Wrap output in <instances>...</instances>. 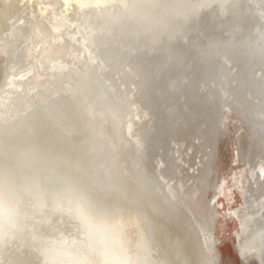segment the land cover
<instances>
[{"label":"rangeland","instance_id":"rangeland-1","mask_svg":"<svg viewBox=\"0 0 264 264\" xmlns=\"http://www.w3.org/2000/svg\"><path fill=\"white\" fill-rule=\"evenodd\" d=\"M94 1L0 0V98L3 96V101H8L7 106L21 109L27 107L21 103L23 100L33 101L30 106L34 108L25 109L30 110L29 116L20 115L18 120L11 117L12 122L1 123L4 128L0 130V191L15 194L19 206L38 207L45 202L48 206L43 209L45 213H67L69 206L74 207V199L84 197L110 219L125 222L136 215L155 246L156 256L166 260V264H239L231 234L237 229V222L231 220L228 228H224L226 231L217 227L222 221L218 217L222 210L214 199L219 197V204H227L219 191L221 180L245 168L241 151L251 152L252 160L264 157V129L245 124L250 115L248 109L264 121V91L260 89L256 93L246 82L242 86L239 79H244L245 74L237 69L230 78L234 89L219 85L214 88L215 79L219 80L218 76L214 77L215 71L222 64L215 62L214 56L219 51L214 44H229L223 35L227 30L237 33L245 25L242 30L247 31L255 20L253 12L245 8L241 12L244 21L234 18L222 28L216 27L219 22L216 16L215 24H211L203 15L200 22L193 24L197 26L195 32L178 36L173 43L146 40L128 45L132 49L126 54L130 66L116 69L120 59H113L117 56L115 51L112 58L98 52L90 42H83L86 36L96 38L97 34L88 31L87 35L82 34V25L88 30L89 25L105 27L107 22L121 30L120 25L101 20ZM121 9L123 16L128 9L123 6ZM133 27V23H128L122 29ZM97 37L96 41L110 43L103 34ZM244 37L241 33L237 35L238 39ZM114 40L115 48L117 44H127L118 37ZM167 44H172L167 50L172 54V62L163 69ZM20 49L26 51V65L38 68L25 79L18 77L19 67L10 71L3 60L6 53ZM230 52L226 50V54ZM237 61L230 55L228 64L234 66ZM59 64L74 68L78 74L98 73L96 76L102 80L91 85L96 88L97 98L92 97L86 105L90 93L75 100L71 94L44 92V87L52 86L58 77H61L59 86L66 83L76 88L79 84L76 74L54 71L53 66ZM256 67L261 70L257 76L264 78L262 69ZM118 74L120 86L114 83L119 81ZM61 75L65 78L63 82ZM8 77L15 83L4 88L3 82ZM164 82L168 84L165 86ZM15 85L34 91L28 96L15 90ZM69 99L71 105L64 104L63 100ZM43 104H47L45 109L41 108ZM48 105L59 108L52 115L54 111ZM18 152L32 155V164L23 167L22 161L12 157ZM19 182H24V188ZM29 184L35 186L33 192L31 187L27 190ZM69 188L73 190V198L63 194ZM239 200L237 194L234 207L240 205ZM205 225L212 234L220 232V238L226 237L218 246L214 261L202 231ZM58 230L56 237L55 232L47 229L45 239L53 244L60 242L61 248L76 244L86 258L83 232L78 227L66 226L65 220ZM24 238V235H18L15 240L5 238L19 243L6 247L4 264H33L25 250L23 253L18 250ZM152 261L159 264L156 257Z\"/></svg>","mask_w":264,"mask_h":264},{"label":"bare ground","instance_id":"bare-ground-1","mask_svg":"<svg viewBox=\"0 0 264 264\" xmlns=\"http://www.w3.org/2000/svg\"><path fill=\"white\" fill-rule=\"evenodd\" d=\"M94 4L97 5L96 8L98 9V15L101 18V20L109 21L113 26L120 25L121 30H116L115 28H112L111 26L108 25L107 22L104 24L106 28L103 27L102 24H98L99 26L89 25L90 27L87 30L85 28L86 26L82 25L80 28V30L82 31V34L84 33L85 35H87V31H88V32H91L92 34H95V35L97 34L96 38H98L97 36L99 34L101 35L103 34L104 38L106 37L110 39L109 40L110 43L107 44L104 41L102 42L96 41V38L93 36L91 37L86 36L83 42L85 41L90 42L92 47L97 49L98 52H101L105 56L109 55L112 58L114 54V53L112 54V52L115 51L117 53V56L116 58H113V59L116 61H117V57H119L120 59V63L119 64L116 63L115 65L116 69L122 66L123 68L125 67L128 68L130 66L127 64V61L129 59H127L126 54L128 53L129 49L130 51L132 49L127 47L128 45L135 46L137 42H141V41L144 42L146 40H149L151 43H157V44L165 42V40H169V41L171 40V42L173 43V40L175 41L178 36L186 37L192 34L193 32H195L196 30L195 28L197 26H194L193 24L200 22L199 19L203 17V15L208 17V20L211 22V24L212 23L215 24V16H216L219 21V22H216L217 28L219 27L222 28L224 25H227V23L229 21H232L234 18L235 20L240 19V22H242L244 20H242L243 16L241 12H243V10L247 8L248 12H253V16L255 18V20H253L254 23L252 24V26L245 32L242 30L245 27V25L244 27L240 26L239 28L240 31H238L239 33L238 32L236 33L235 31L231 32L227 30V32L224 33L223 35L227 36L226 39H229V44L228 43L222 44L218 42L214 44V47L219 51V53L216 56H214L215 62L217 61L218 64L219 63H222V64H220L218 69L215 71L217 73L214 76V77L218 76L219 80L217 81L215 79L214 83L216 84L212 86H214L215 88L217 85H219L226 89H228L229 87H232L234 89L233 87L234 85L232 82L233 80L230 78H233L234 71L237 69L239 73L241 72L245 74L244 79L241 77L243 80L241 78L239 79V81H241L239 83H241L242 86H244V82H246L247 87L250 85L251 87H253L256 93L259 92L260 89L264 91V78L261 79L258 77L259 73H261V70H258L256 67V66H259L262 69V72L264 73V0H95ZM117 6L119 7V11L117 10ZM122 6L128 9L127 13L124 14L123 16L121 13ZM212 6H215V9L211 10ZM109 16L111 17V19L108 18ZM209 16H212V18L209 19ZM87 20L89 22L90 18H88ZM88 22H86L85 24H89ZM128 23H133L134 29L130 30L129 28L127 29V31L126 29L123 30L122 27L125 28V26ZM230 26L233 27L231 30L235 29L234 28L235 26H232L231 23H230ZM240 33L242 35H245V37L238 39L237 35ZM115 37H118L124 40V42L127 44L126 45L117 44L115 48L114 46H112V43H113L112 40H114ZM169 45L172 46V44L165 45L164 52L166 51L167 56L162 65L163 69L169 68V65L172 62V57H170L172 54L171 53L169 54L167 52V50H169L170 48ZM227 49L228 50L230 49L231 51L230 52L231 54L229 53L230 55H234V58H236V60L238 59L237 65L231 66L230 63L228 64V59L230 58V55L226 54ZM223 51L225 52V54L222 55L221 53ZM25 53L26 51L24 52L21 49L16 51L15 53L10 51L6 53L5 57L3 58V60L5 59L4 63L8 64L6 65V67H8L9 70L10 69L14 70V68L19 67L20 72H18L19 73L18 77L20 79H25L26 77H29L31 73H33L35 70L38 69L33 65L32 66L26 65V62L24 61ZM123 57H125V60L122 59ZM8 58L10 60H8ZM93 58L95 59V57ZM233 67H235V69ZM53 68H55L54 71L55 70L58 72L61 71L60 73L66 72L71 75L76 74L79 84H77L76 88L70 85H67L66 83L61 84V86H59L58 84H59V80L61 77L60 78L58 77V80H55L52 86L44 87V92L47 93V92L54 90L56 95L59 92L63 93L64 95L71 94V96L75 100L81 99L80 95H86V93H90L88 94L89 101L86 102V105L87 103L90 104V99L92 97L97 98L98 93L95 92L96 88L91 87V85L95 84L96 81L100 82L98 81L101 79L100 76H96L98 73H95L94 75L90 74L89 72L86 74H78L74 72V68L68 67V65L61 66V64L55 65L53 66ZM174 68H175V65H174ZM15 73L18 74L17 72ZM159 73H160V70L157 69V75H159ZM61 76L63 77V79H61V81L63 82L65 78L63 75ZM117 79H119V81H116L114 83L120 86L121 85L120 74H118ZM13 83L15 82L13 80H10L8 77L3 82L2 86H4L5 88L8 86H12ZM0 84L2 83L0 82ZM166 84L168 83H165V86ZM14 87H15L14 88L15 90H20L22 93H27L28 96L31 95L34 91V89L27 90L26 88H23V87L21 88L20 85H15ZM144 89H145V86H144ZM192 91L194 90L191 89L190 92L192 93ZM182 93L184 92L182 91ZM102 99L99 98L98 101H102ZM3 100L4 99L2 96V98H0V130H3L4 128V125L2 126L1 124L2 122L4 121L12 122L13 119L18 120L20 118L19 117L20 115L29 116L31 114L29 111L34 109L30 106L31 104L33 105L32 103L33 101L28 103L26 100H23L24 103L23 102L21 103L26 104L27 107L21 109V107H16L14 105H12V107L7 106L6 103H8V101H3ZM63 101H64V104L65 102L66 103L68 102L67 104L71 105L70 99L68 101L67 100H63ZM48 106L49 108H52L51 111H54L51 113L52 115L55 114V111H57V109L59 108V105H57L56 107L54 106L50 107V105ZM46 107H47V104H43V106H41V108L43 109H45ZM25 109H30V110L25 111ZM35 109H38V108L35 107ZM2 110H4L3 113H1ZM248 111L250 112V109H248ZM251 114L252 112H250L249 118ZM11 117H13V119H11ZM245 122H249V119L245 120ZM250 125L252 127H259L258 130L261 128L264 129L263 119H261L260 117L258 118L257 116L252 117V119L250 120ZM262 145L264 146V141L262 142ZM233 148L235 149V147ZM239 154H241L240 156L242 158V162L244 163V166H242L241 164H239V166L240 168L241 166L245 168H242L240 171H237L232 177L231 176L227 178L224 177V179L221 180V184L219 188L220 194H222L227 201V204H226L227 208H225L226 205L224 203L219 204L218 202L219 197L215 196L216 198L214 199V203L217 202L218 203L217 205H219V208L222 210V213L218 215V217L221 218L219 220H222V221L219 223L217 222L218 223L217 227L220 226L219 228L224 229L231 222V220L232 221L236 220L237 229L233 231L231 234H232V237L234 238L233 244H234V248L237 250L236 253L239 259V264H264V199H262L264 198V169H261V170L256 169L258 168L259 162H261L262 165L264 166V157L259 156L258 160H252L251 152L249 151H246V152L241 151ZM6 155L10 156L11 154H6ZM12 157H14V159H16L17 161H20V162L22 161L21 163L25 165V166L23 165V167H28V165L30 166L33 162L32 155L28 153L26 154V153L18 152L16 156L12 155ZM19 159H22V160H19ZM246 172H249V174H246ZM23 183L24 182H19V184H23ZM39 183H42V182H39ZM24 186L25 185L23 184L22 188H24ZM27 186H29L27 187V190L30 187L32 189V192H33V188L35 190V186H32L30 184ZM19 188H21V186H19ZM237 194L240 199L239 200L240 205L238 207H234L233 204L236 202ZM164 196L168 201L169 200L168 196L166 195ZM39 197L41 198L42 196H39ZM251 197L253 199H251ZM170 202L171 201L169 200L168 203ZM68 203H71V202L69 201ZM139 204L142 207H144L142 203H139ZM47 207L48 206L45 202H42V204L39 205L38 207H35L32 205H29V206L21 205L20 208L24 209L25 211L21 210L23 214L20 219L19 227L10 236L14 240L18 237V235L25 236L21 245L18 247V250L21 251L22 253L25 250L27 252V255H29L30 261L32 258L33 264H44V260L46 258L45 257L46 245L50 243L49 241L45 239L47 229H51L52 232H55L56 237H57L58 232H59L58 226L62 220H65L66 226L72 229L74 227H78L79 231L82 232L81 224L74 211V207L72 208V206L71 207L69 206V211L67 213L65 212L61 213V211L59 212L55 210L56 212L53 214L49 212H46V213L43 212V209H46ZM119 221L122 222L128 229V230L126 229V237L131 247L133 246L136 247L140 243H143V241L147 242L148 245L150 246V252H151L152 257H156L158 259L159 264H166L165 263L166 260H163L162 258H159L156 256L155 254L156 251L154 248L155 246L154 245L152 246L150 239L147 238V233L145 231V228L141 224L142 220H140L138 216L136 215L130 216L124 220L125 222H123L122 220H119ZM135 226L137 228L136 231L132 230V227L134 228ZM129 227H131L132 231L131 230L129 231ZM209 230L210 229H208L206 225L203 226L202 231H204L205 233V241L207 243L208 249L210 250V254L212 257V259L211 258L210 259L211 261H214V258L217 254L216 253L217 248L218 246H221L223 242L226 241L225 240L226 237L224 236L225 237L224 239L220 238L222 237L220 232L212 234ZM219 231H222V230H219ZM18 243L19 241L8 242L6 241V239H4L3 241H0L1 264H4L7 258L6 257V253H7L6 247H9V248L15 247V245ZM69 244L71 245V243ZM77 247L78 246L76 244H72L71 249H74L78 254L83 256L79 250L81 248H77ZM55 251L57 252V254L60 253V249H55Z\"/></svg>","mask_w":264,"mask_h":264},{"label":"clouds","instance_id":"clouds-1","mask_svg":"<svg viewBox=\"0 0 264 264\" xmlns=\"http://www.w3.org/2000/svg\"><path fill=\"white\" fill-rule=\"evenodd\" d=\"M73 198L71 188L63 193ZM74 211L87 242L86 258L60 242L48 243L44 264H153L147 242L131 247L126 226L98 212L84 197L74 199ZM22 216L17 197L10 191H0V241L10 237L19 227ZM53 249H60L57 254Z\"/></svg>","mask_w":264,"mask_h":264},{"label":"flooded vegetation","instance_id":"flooded-vegetation-1","mask_svg":"<svg viewBox=\"0 0 264 264\" xmlns=\"http://www.w3.org/2000/svg\"><path fill=\"white\" fill-rule=\"evenodd\" d=\"M250 112H252V114H251V116L253 117L254 116V113L255 112H253V110L251 111L250 110ZM250 114V113H249ZM175 115V114H174ZM174 115H172V117H174ZM250 116V118H249V122H245V124H250V120L252 119V117ZM170 120H171V118H170ZM252 158V157H251ZM257 170H261V169H264V166L262 165V163L261 162H259L258 163V168H256ZM248 194V193H247ZM249 195V194H248ZM251 199H253L252 197H251ZM262 199H264V198H262ZM262 201V200H261ZM260 202V201H259Z\"/></svg>","mask_w":264,"mask_h":264}]
</instances>
